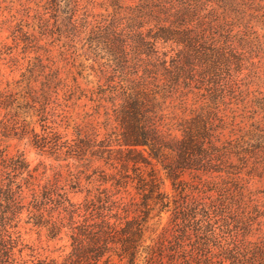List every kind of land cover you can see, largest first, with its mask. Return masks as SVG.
Instances as JSON below:
<instances>
[{"label":"trees","instance_id":"obj_1","mask_svg":"<svg viewBox=\"0 0 264 264\" xmlns=\"http://www.w3.org/2000/svg\"><path fill=\"white\" fill-rule=\"evenodd\" d=\"M261 1L242 7L237 0H110L114 10L105 12L96 10L98 0H45L53 18L65 14L60 34L86 31L89 58L113 89L105 95L99 79L93 100L107 113L113 104L119 129L117 137L92 139L78 127L75 138L61 135L58 121L56 131L48 130L59 94H77L81 85L79 75L63 77L41 56L21 79L7 80L8 87L0 88V264H264V237L252 238L264 217L261 205L236 180L264 155V122L252 119L245 126L234 119L247 105L264 114V93L255 92L264 86ZM39 19L34 25L48 32L49 18ZM23 20L15 37L37 43ZM0 45V54L10 52ZM229 125L240 132L223 138ZM13 138H29L54 156L104 160L115 170L99 173L100 185L74 201L71 192L81 177L60 169L50 177L32 167L23 151L10 153ZM186 174L214 180L202 183L209 191H192L188 199L179 191L189 188ZM166 180L172 191L164 189ZM129 181H136L140 202L121 195ZM153 210L168 219L148 236ZM23 228L40 236L45 230L48 241L66 239L70 249L28 259Z\"/></svg>","mask_w":264,"mask_h":264},{"label":"rangeland","instance_id":"obj_2","mask_svg":"<svg viewBox=\"0 0 264 264\" xmlns=\"http://www.w3.org/2000/svg\"><path fill=\"white\" fill-rule=\"evenodd\" d=\"M98 1L100 5L98 4L96 6L97 11L106 12L107 9L108 11L114 10L110 0H104L106 1L105 4H102L103 0ZM237 1L242 4V7H246V5L247 7H251L254 3V0ZM261 2L264 4V1ZM46 4L45 0H0V43L10 46V49H8L10 52L8 54H0V88L7 86V80L12 81L15 79H21V71L25 70L26 67H29L32 61H36L35 56H41L46 63L52 65L54 68L59 66L63 77L71 73L79 75L78 81L81 85V89H79L77 94H68L66 96L62 93L59 94V98L56 100L59 105H57L55 116L48 115V125L51 126L48 130L54 129V131H56L57 128L53 127H56L55 121H58L63 124V126L59 127V131L62 132L61 135H66V137L70 139L76 137V127L80 129L81 135H83L82 137L86 138H103L108 133L112 134L113 137H117L115 132L118 131L119 125L117 124L112 109V107H114L113 104H108L110 108L108 110L109 113H107V108L105 106H100L97 104V101L94 102L93 100L94 98H98V94H93L92 90L97 88V83H99L98 80L101 79L98 77V74L100 75L101 73V66L94 63L93 59L89 58V50L87 49L86 40L84 39L86 31L81 29L77 34L78 36H67V34L64 36L60 34L59 29L62 27V23H64L63 20L65 14L58 12V17L53 18V14H51L53 11L51 8H45L44 5ZM251 11L252 9L248 10L249 13ZM79 13L80 12L75 14L73 21L79 19ZM40 16L49 18V21L47 20L46 22V28L49 30L48 32H45L39 26L34 25V23H39ZM245 17L248 18L249 15L246 14L244 18ZM22 20L23 24H25L24 29L29 31L33 36V40H38L37 43H32L28 46V44H25L20 38L18 39L15 37L14 31L17 28L16 26L19 22H22ZM27 23H31V26H26ZM258 27L259 26H256V29L261 33L262 29ZM4 56L7 58L3 59ZM11 56L17 57L12 59ZM29 59H31V62ZM93 64L94 66H92ZM106 69L111 71V67L109 66H107ZM111 74H114V72L112 71ZM114 79L119 80V77H114ZM101 83L105 86V95H112L113 89L108 85V82L102 78ZM117 84V87H120V84ZM121 89L122 88H120V90ZM259 91L264 93V86H262V88H256L255 92L257 93ZM51 104L52 103H50L48 107L51 106ZM252 111L253 109L248 105L245 109L239 108V111L234 118L235 122H238L237 125L243 124L247 126L252 119H256L257 121L262 120V122H264L263 112L254 113ZM57 113L59 115H56ZM178 113L179 115L183 114L180 110ZM61 115H65L62 117L63 121L61 120ZM232 122L235 124L233 119ZM40 123H43V121L38 120L36 129L42 132V126ZM231 127L233 126L229 125L222 131L223 138L228 136L235 137L238 135L240 131L237 128L239 126H236L232 131ZM111 143L115 144L116 141L114 140ZM8 149L10 153L23 151L32 167H37L40 171L46 170L47 175L50 177L54 176L59 169L61 171L63 170L64 174H67L69 171L76 173L81 177L82 184L79 189H75L77 190L76 192H71V197L74 201L82 200L87 188L95 190V187L100 185L101 181L97 180L99 173L102 175L104 173H111L115 170V168L111 167V165L104 160L95 161L86 159L77 161L74 158H68L64 152L58 154L61 156L51 155L48 153L49 150L42 151L34 147L30 143L29 138H24L23 140L16 138L11 139L9 141ZM253 164V167H247L248 172H243L239 177H236V180L241 182L240 184H244L247 189L246 191H253V193H256L257 197H254L255 200L253 202L260 203V213L264 215V197H262L264 195V155L257 157ZM250 165H252V163H250ZM130 172H133L131 168ZM160 173L163 177L165 176L162 171ZM184 179L188 181L186 185H189V188L180 189L179 191H187L186 196L188 199L194 197L192 191H209L202 183H208L209 181L214 180L212 177L206 176L202 178L200 177V180H198L193 177V174L184 175ZM164 182V189L172 191L171 182L169 180ZM135 183L136 181H129L127 187H122L121 195L124 196L125 201H130L132 198H135V200L140 202L141 198L134 187ZM110 185L111 181L108 183L104 182L102 187H109ZM259 191L262 192L260 193ZM205 193L197 194L204 196L206 195ZM156 212L157 211L155 210L152 212L154 218L150 221V229L147 231L148 236L152 235L154 229H157L158 227L160 228L168 219V213H164L163 217L160 218L155 215ZM22 231L23 241L27 245L25 246L24 254L28 259L44 257L49 254L57 257L70 249V247L64 245L67 242L66 239L48 241L45 230L42 232L41 236L37 229L29 230L23 228ZM254 232L252 238L259 240L264 237V217L259 218V223L256 224V230ZM39 239L43 240L42 243Z\"/></svg>","mask_w":264,"mask_h":264}]
</instances>
